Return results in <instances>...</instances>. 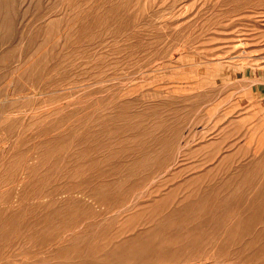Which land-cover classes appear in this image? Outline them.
<instances>
[{
    "label": "rangeland",
    "instance_id": "obj_1",
    "mask_svg": "<svg viewBox=\"0 0 264 264\" xmlns=\"http://www.w3.org/2000/svg\"><path fill=\"white\" fill-rule=\"evenodd\" d=\"M0 264H264V0H0Z\"/></svg>",
    "mask_w": 264,
    "mask_h": 264
}]
</instances>
